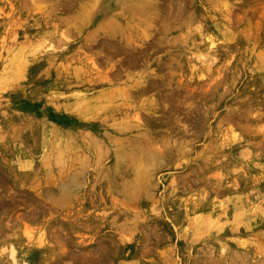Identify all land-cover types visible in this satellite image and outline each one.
<instances>
[{
  "label": "rangeland",
  "instance_id": "obj_1",
  "mask_svg": "<svg viewBox=\"0 0 264 264\" xmlns=\"http://www.w3.org/2000/svg\"><path fill=\"white\" fill-rule=\"evenodd\" d=\"M134 2L0 0V264H264V0Z\"/></svg>",
  "mask_w": 264,
  "mask_h": 264
},
{
  "label": "bare ground",
  "instance_id": "obj_2",
  "mask_svg": "<svg viewBox=\"0 0 264 264\" xmlns=\"http://www.w3.org/2000/svg\"><path fill=\"white\" fill-rule=\"evenodd\" d=\"M105 3H109V2H113V1H119V0H104ZM124 1H129V3L131 4L130 6L132 7V10L131 11H122V10H117L118 7L117 6H113L112 8L110 9H106V10H98V11H91V12H87V13H84V16H83V20L85 22H90V21H96L100 24L101 26V29L98 28V32H101L103 33V35H107V37L111 38V39H115L118 41V43H115L113 41H106V42H103V50L99 52V54H102L103 52L107 55V58H109L108 62H107V66H108V70L111 71L113 74H115L116 76H120L122 75L123 72H126L128 70H132L133 71V68L137 69L138 68V65L141 63V60H140V57H145L146 59L149 58V54H150V51H149V46H152V38H150L151 36L148 35V36H141V35H138L136 33L133 32V30L131 29L130 30V26H129V22H127L126 20L129 21V19H126L124 20L123 18L125 16H127L128 18H130L131 20L130 21H133L136 20V18H141L140 15L143 14V11L140 9V7H136L138 5L134 4V0H124ZM142 1H154V0H137V3L139 2H142ZM99 2V1H98ZM89 3V2H88ZM138 3V4H139ZM91 4V3H90ZM133 4V5H132ZM121 7H124V5H121ZM101 23H104L101 24ZM116 23H121L123 24V26H116ZM132 23V22H131ZM115 24V25H114ZM153 29H156L155 27H153ZM81 30L83 31L84 30V26L81 27ZM90 35V34H89ZM70 37V36H69ZM91 37V35L89 36ZM94 37V36H93ZM92 37V38H93ZM69 39V38H68ZM103 41V40H101ZM97 41H95L94 39L93 40H90V45L87 44L88 46L91 47V45L93 43H96ZM119 44L121 46H119ZM148 44V46H144ZM154 44H159L158 40H154ZM94 45V44H93ZM137 47H140V48H143L142 50H140V52H134L132 51L131 49H136ZM156 47V46H154ZM152 49V48H151ZM95 50V49H94ZM123 53V58L122 60L119 62V66L120 67H117V61H115V58L118 54H121ZM137 53V54H136ZM154 53V52H153ZM142 60L144 62V64L146 63L147 61V65H148V60ZM94 63V61L92 62ZM94 65V64H93ZM97 67V66H96ZM98 69V68H97ZM101 70V69H99ZM154 69L151 71L153 72ZM100 73V72H99ZM103 73V72H102ZM131 73V72H130ZM129 73V74H130ZM139 74V73H138ZM141 74V73H140ZM111 75V74H110ZM114 75V76H115ZM131 75V74H130ZM107 76V75H106ZM109 77V76H108ZM150 77V76H149ZM145 78V77H144ZM106 79V77H105ZM135 79V78H134ZM103 80V79H102ZM111 79L109 78V81ZM144 80V79H143ZM105 81V80H104ZM132 81V80H131ZM140 81V80H139ZM133 82L135 83H139L138 81H134ZM150 82V83H149ZM152 82H155V80H152L151 78H148V85L147 87H144L143 84L144 81L141 80V82L139 83L142 87L140 86H137L138 87V90H137V94H142V93H145L147 92L148 90H150V88L152 87V85L154 86L155 83H152ZM128 84V83H127ZM157 84V83H156ZM128 86H131V85H128ZM135 87V86H134ZM144 87V88H143ZM131 91V90H130ZM127 93V92H126ZM131 93V92H130ZM133 93V91H132ZM131 93V94H132ZM134 94V93H133ZM97 97V96H96ZM139 112V111H138ZM81 115V114H80ZM83 116V115H81ZM85 116V115H84ZM79 117V116H78ZM90 125V124H89ZM101 127V126H100ZM120 130V129H117L115 130L116 132ZM97 131H99L101 134L102 132L104 133V135L106 136H110V132L109 131H105L104 129L101 128H97ZM118 138V137H116ZM116 138L114 140H116ZM120 139V138H119ZM118 140V139H117ZM126 140V139H125ZM149 148V147H148ZM118 151V150H117ZM160 152V151H159ZM156 154V153H155ZM160 154V153H159ZM163 155V154H162ZM150 178V177H149ZM0 203H1V199H0ZM3 206V205H2ZM2 209V208H1ZM35 211V210H34ZM38 211V210H37ZM1 213V212H0ZM31 215V214H30ZM7 219V217H6ZM3 231V230H2ZM10 237H8L6 240L9 244H12L11 241L9 240ZM1 240V239H0ZM11 246V245H10ZM13 246V245H12ZM12 249H10L9 251L6 250L5 253H8L7 255L11 256V258L13 257L14 260L19 264L21 259L20 258H17L16 256V249L15 247H12ZM226 251V250H225ZM3 252V251H2ZM237 252V251H236ZM240 253V252H238ZM1 254V252H0ZM246 254V253H245ZM225 255V254H224ZM240 255V254H239ZM244 255V254H243ZM226 256V255H225ZM233 256V254H232ZM236 256V255H235ZM234 256V257H235ZM242 256V255H240ZM246 256V255H245ZM237 257V256H236ZM244 256H242L241 259H243ZM231 259H234V258H231ZM236 259V258H235ZM240 259V260H241ZM246 259V258H244ZM13 260V261H14ZM239 260V259H238ZM234 261V260H233ZM237 261V259H236ZM235 261V262H236ZM15 262V264H16ZM244 262V261H242ZM212 262L208 263V264H211ZM255 263V262H254ZM264 263V262H263ZM207 264V263H206ZM239 264H241L239 262Z\"/></svg>",
  "mask_w": 264,
  "mask_h": 264
}]
</instances>
